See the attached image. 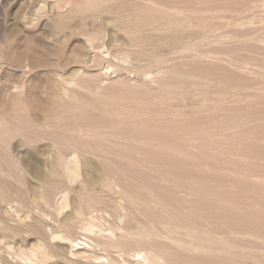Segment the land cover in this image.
Listing matches in <instances>:
<instances>
[{
  "label": "rangeland",
  "instance_id": "rangeland-1",
  "mask_svg": "<svg viewBox=\"0 0 264 264\" xmlns=\"http://www.w3.org/2000/svg\"><path fill=\"white\" fill-rule=\"evenodd\" d=\"M137 244L264 264V0H0V264Z\"/></svg>",
  "mask_w": 264,
  "mask_h": 264
},
{
  "label": "bare ground",
  "instance_id": "bare-ground-1",
  "mask_svg": "<svg viewBox=\"0 0 264 264\" xmlns=\"http://www.w3.org/2000/svg\"><path fill=\"white\" fill-rule=\"evenodd\" d=\"M123 54V53H122ZM124 55V54H123ZM119 56L123 59V60H127L128 55H124V56ZM118 56V57H119ZM120 60V59H119ZM144 74V73H143ZM145 79V78H144ZM151 79V78H150ZM153 80V79H152ZM152 82V81H151ZM79 164V163H78ZM63 197V195H62ZM122 207V206H121ZM59 216V215H58ZM88 216V215H87ZM93 217V216H92ZM100 217V216H99ZM86 218V217H85ZM87 219V218H86ZM95 220V219H94ZM97 220V219H96ZM99 221V220H98ZM104 222V221H103ZM79 224V223H78ZM101 224L100 222H94L91 219L89 220H85L83 223L78 225V229L79 230H83L85 232H87L88 234L92 235L91 236V240L96 243V246L99 244H105L108 247H119L120 245H118V240L121 239L122 237H124L122 234L120 235H116L114 233H109V234H103V232H101L103 229H101ZM59 225V224H57ZM103 226V225H102ZM61 229V228H60ZM77 229V230H78ZM48 230V229H47ZM138 230V229H137ZM110 231V230H108ZM60 233V231H58ZM59 233H56L57 235ZM54 233H52L53 235ZM55 234V236H56ZM131 234V233H130ZM136 235H142L141 231H136L135 232ZM51 235V234H50ZM59 236V235H58ZM65 236L67 238H69L70 240V248L68 250L69 256H84L83 253L90 251L87 247H84L82 245L81 246H77V245H73V241H75L71 235L69 233H65ZM51 237V236H50ZM62 237V236H61ZM53 238V237H52ZM65 238V237H64ZM133 238L135 239V237L133 236ZM89 239V238H87ZM68 240V239H67ZM90 240V239H89ZM137 241V240H135ZM68 242V241H67ZM86 243V242H85ZM89 244V243H88ZM94 247V245H93ZM199 248L203 249V247L201 245H199ZM45 249V248H44ZM121 249V248H120ZM122 251H124V249H122ZM26 252V251H25ZM126 253V257L127 256H131V258H126V260L124 261L123 259V264H165L166 262V254L164 252L158 251L156 248L152 247V246H148V245H143V244H137L135 248L130 249V250H125L124 251ZM23 253V252H22ZM111 253V252H110ZM124 255V254H123ZM20 256H27V260L28 262L31 263H35V264H41L44 263L43 261L47 260L48 256H53L52 253H48L45 251H37L36 250L31 253V254H23ZM68 256V255H65ZM86 256H99L95 253L86 255ZM113 256V255H112ZM119 256V255H117ZM101 258V257H100ZM22 259V258H20ZM49 259V258H48ZM77 259V258H76ZM48 261V260H47ZM93 261V260H92ZM113 264H120V262H118L117 260H112ZM122 263V262H121ZM72 264V263H71Z\"/></svg>",
  "mask_w": 264,
  "mask_h": 264
}]
</instances>
